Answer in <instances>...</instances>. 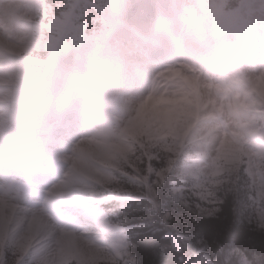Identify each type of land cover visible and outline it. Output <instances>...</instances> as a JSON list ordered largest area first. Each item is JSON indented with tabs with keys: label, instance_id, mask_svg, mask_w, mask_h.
<instances>
[{
	"label": "clouds",
	"instance_id": "clouds-1",
	"mask_svg": "<svg viewBox=\"0 0 264 264\" xmlns=\"http://www.w3.org/2000/svg\"><path fill=\"white\" fill-rule=\"evenodd\" d=\"M20 50L39 63L20 58L0 72L25 64L34 70L33 104L25 114L31 150L15 158L5 152L2 162L37 166L54 134L70 139L66 152L84 143L72 151L76 163L61 165L46 183L17 182L35 215L17 213L11 264H36L55 250L63 229H87L106 242L97 209L104 201L119 208L123 189L135 198L126 213L146 207L150 213L155 193L160 212L174 218L170 227L190 228L192 236L202 222L214 226L200 239L198 264H229L228 257L241 264L233 251L242 264H264V211H255L257 203L264 208V158L257 162L241 151L236 163L219 159L222 132L233 117L212 107L243 75L264 73V0H38ZM116 95L132 104L113 103ZM198 99L209 101L205 116L219 114L201 126L199 149L210 157L204 171L219 178L198 174L186 157L161 177L176 147L169 117H179L175 126L183 128L182 113ZM227 139L240 148L236 137ZM43 187L56 189L55 198ZM214 199L220 206L205 216ZM50 233L52 240L25 254L23 241ZM82 247L86 254L94 248Z\"/></svg>",
	"mask_w": 264,
	"mask_h": 264
},
{
	"label": "rangeland",
	"instance_id": "rangeland-1",
	"mask_svg": "<svg viewBox=\"0 0 264 264\" xmlns=\"http://www.w3.org/2000/svg\"><path fill=\"white\" fill-rule=\"evenodd\" d=\"M5 2L6 0H0V4H3ZM14 3H20L19 6L16 7V10L18 8L17 11H11V9L4 10L3 7H0V13H4V18L1 19L0 17V23L4 25L3 28L5 27L3 31L5 32V36L8 39H5V41L18 48L19 54H21L23 58H28L30 56H26L25 51L20 50L21 41L23 39V35H25V24L23 23L20 25L17 23V21L24 19L28 20V24H30V21L32 22L33 20V9L38 3V0H20ZM15 4L12 5L13 8L15 7ZM13 13H15L16 15H13ZM0 61L2 65L7 63V56L0 54ZM184 67L191 70L190 66L185 65ZM33 71L34 70L31 69L27 70L22 66L18 69V71L14 70L9 73H0V83H20L21 86L25 87V90H10L9 88H7V90L9 91L15 92V95H12V97H14V101L21 102V104L24 106V109L21 112V115L17 117L2 115L4 114V111L0 109V148L2 150H4V145H7L9 147L15 145V148L20 150H25V148L27 147L28 136L25 132L28 128V122L26 120L25 114L30 110L33 104ZM171 71H180V69H172ZM23 80L28 83L27 86H25L24 83L21 82ZM262 82H264V73L243 75L240 82H238L237 89L229 88L220 99H217L214 101V103H212V107L214 109L221 110L219 114H222L224 109H228L230 116L233 117L226 125V130L222 132V137L224 138V140L221 148L219 149V159H224L226 161L230 160L232 163H236L240 158L239 153L241 151H246L257 162H260L261 159L264 158V145L262 143L264 134L260 133V125L264 122V119H260V117L264 115V92L260 89V85ZM3 91L4 90L0 89V96L2 98H4V95L2 93ZM112 102L123 107H128L132 104L131 100H125L122 96L119 95L113 96ZM208 104L209 101L203 103L202 99H198L192 111L182 113L183 115L187 116V120L185 121V126L183 128H177L175 126L176 120L179 117H169V127L171 129L170 134L173 136L176 143V147L171 149V155L181 156V159L186 157L192 162L191 166L195 170V172L200 175H204L206 178L211 176L213 180H216L219 177L213 176L212 171H204V169H209L211 166L203 164V160L210 159V157L207 154L199 151L200 146L203 143L201 126L205 123L210 122L211 120L218 118L219 115L218 113L213 112L211 115L205 116ZM254 104L256 105L255 107ZM16 106L19 107V103H15L14 107ZM11 113L13 114L14 112ZM16 119H18L19 121L17 126H15L14 122V120ZM141 119L142 121L144 120L143 115L141 116ZM229 136H234L237 138L240 143L239 149L232 147L231 143L227 139ZM13 138H15V141L13 140ZM67 143H70V139L67 140ZM83 143L84 141L82 140L80 144H74L72 146V150L66 152V148H63L64 150H56L55 148L51 147L52 143L49 140L48 151L45 155L53 159H49V162L47 163H41L39 161L37 166L31 167V169L35 171L43 170L52 173L53 170L59 172L61 169V165H70V163L71 165H74L76 161L72 154V151L79 150V148L83 146ZM23 151H21V155L23 154ZM164 173H169V170L167 168L165 170H162L160 173L161 177H164ZM64 175L67 176V172H65ZM145 175H148V173H146ZM220 175H223V172H221ZM193 178L196 177L193 176ZM205 187H207V185H205ZM186 190L187 188L182 189V191ZM9 199H13V197H9ZM2 202L3 201L0 200V203ZM3 204H5V206L3 205L1 206V208H10L12 206L21 208V205L18 204ZM208 208H216L215 201H213L211 205L206 206L205 212L203 213L205 216L208 215ZM5 210L6 213L2 212L3 216H0V225H8V218L10 219V221L9 228L0 232L1 250L3 247H5L6 243L9 240L12 234L9 233V229L13 226V221L8 215L9 211L8 209ZM255 211L257 214H259V212L264 211V208H262L261 205L257 203L255 205ZM91 212H95V209L91 210ZM67 232L73 234L82 233L77 231L75 232L73 229L62 230L63 234ZM46 238L49 237H44L42 240H45ZM173 239H175L177 242L176 237H172V240ZM22 243L24 246L25 254H27L35 245L40 242L36 239L28 238ZM199 244L202 243L198 242V245ZM91 249L93 250V254L91 258L87 260L90 262V264H101L102 262H109L110 258L106 254L100 252L95 248ZM196 255H199V250ZM233 257H236L242 264L244 257L240 255L238 251H233ZM83 261H85V259L81 257L75 244L73 242L66 243L65 241L64 243L57 241L55 250L53 252L47 253L44 256L40 257L41 264H50V262L51 264H82ZM191 264L198 263L193 262Z\"/></svg>",
	"mask_w": 264,
	"mask_h": 264
},
{
	"label": "trees",
	"instance_id": "trees-1",
	"mask_svg": "<svg viewBox=\"0 0 264 264\" xmlns=\"http://www.w3.org/2000/svg\"><path fill=\"white\" fill-rule=\"evenodd\" d=\"M179 162V158L170 156V164L168 166L169 173L171 168ZM169 173H164L166 177ZM186 188V187H185ZM128 196L123 201H119V208L110 207L108 204L102 206L103 211L113 222L119 219L120 221H127L122 226L128 227L131 224L143 225V227L133 229L127 233L130 251L135 259L136 264H190L192 262L198 263L199 255L196 253L199 250L198 242L204 243L200 240L202 237H207L211 231L214 230L209 222H202L198 229L193 230V235H188L187 238H181L180 232L162 222L159 216H152L147 207L143 212L136 211L128 212L134 201L131 189H124L120 192ZM153 200H156V195L153 193ZM216 208L221 204V201L214 199ZM121 204H127L128 207H120ZM144 219L141 220L140 217ZM168 235L177 238L180 244V251L172 246V240ZM246 236L247 233H241ZM258 239V238H257ZM150 242V247H145V242ZM161 249H164L161 252ZM2 250L0 249V254ZM196 255V256H195ZM198 256V258H197ZM231 264V257L227 258Z\"/></svg>",
	"mask_w": 264,
	"mask_h": 264
},
{
	"label": "snow or ice",
	"instance_id": "snow-or-ice-1",
	"mask_svg": "<svg viewBox=\"0 0 264 264\" xmlns=\"http://www.w3.org/2000/svg\"><path fill=\"white\" fill-rule=\"evenodd\" d=\"M56 194V189H53L49 195ZM29 193H22L20 188L17 187V181L14 179H9L6 174L0 172V200L5 203H12L21 205L20 211H24L29 214H34L35 210L29 208L25 201L27 200ZM9 197H13V199H9ZM103 203H108V201H104ZM153 204L152 209L150 210V214L153 216L158 215L163 223L172 226L174 218L171 217L167 213H161L159 210V205L155 200H152ZM120 207H128L127 204H121ZM98 213L101 216V225L104 229V237L106 242H98L92 236L88 235V230H83L82 233H86L85 240L86 242H90V244L100 252L106 254L109 259V264H136L135 259L130 251V245L128 242L127 233L131 232L133 229L143 227V225L131 224L128 228L122 227V224L127 223V221H117L113 222L109 219V217L104 213L102 208L97 209ZM141 220L144 219L143 216L140 217ZM177 227H179L177 225ZM181 238H187L191 229H179ZM53 237H49L48 239L42 240L39 245H46ZM202 243V242H201ZM172 246L178 248L176 240H172ZM145 247H150V242H145ZM32 251V250H31ZM31 251L29 254H31ZM164 249H161L163 252ZM16 255V241L10 237L5 247L2 250V254H0V264H11V259ZM36 264H41L40 260L36 262Z\"/></svg>",
	"mask_w": 264,
	"mask_h": 264
},
{
	"label": "bare ground",
	"instance_id": "bare-ground-1",
	"mask_svg": "<svg viewBox=\"0 0 264 264\" xmlns=\"http://www.w3.org/2000/svg\"><path fill=\"white\" fill-rule=\"evenodd\" d=\"M11 4L12 3H7L8 7L6 9L5 8H3V9L4 10H8V9L13 10V9H15V8H12ZM0 17H1V19L4 18V13L3 12L0 13ZM11 50L15 54L21 56L19 54L18 48H16L15 46L11 45ZM260 89L264 92V82L261 83ZM0 101H3V98L1 96H0ZM206 102H207L206 100H203V103H206ZM3 203H5V202L0 203V213H2V212L6 213L5 209H8V211H9L8 215L13 221V226L9 229V233H13L15 231V223H16V219H17V213L20 211V208L15 207V206H12L10 208H3V207L1 208V206H3V205L5 206V204H3ZM9 205H11V204H9ZM36 218H37V222H39L40 218L38 217V215H37ZM9 221H10V219L8 218V220H7V224L8 225H6V226L0 225V232L2 230H5V229L9 228ZM0 223H1V218H0ZM50 236H51V233L49 234L48 237H50ZM85 236H86V233H82V234L64 233L63 237H61L58 241L61 242V243H64V241L66 243H68V242L72 243L73 242L75 244L77 250L79 251L81 257H83V259H85V260H88V259L91 258L92 254H93V250L90 249L87 252V254H86L85 248L82 247V242H86ZM42 239H40L38 241L41 242ZM46 239H48V238H46ZM88 244L91 245L89 242H88Z\"/></svg>",
	"mask_w": 264,
	"mask_h": 264
}]
</instances>
